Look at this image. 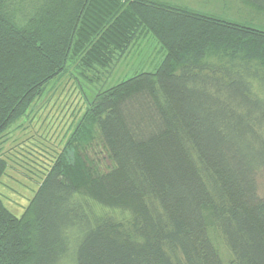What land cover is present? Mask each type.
<instances>
[{"label":"trees","instance_id":"obj_1","mask_svg":"<svg viewBox=\"0 0 264 264\" xmlns=\"http://www.w3.org/2000/svg\"><path fill=\"white\" fill-rule=\"evenodd\" d=\"M239 1L264 24V0ZM147 35L161 62L84 92L24 212L0 194V264H264V27L164 0H0V139Z\"/></svg>","mask_w":264,"mask_h":264},{"label":"rangeland","instance_id":"obj_2","mask_svg":"<svg viewBox=\"0 0 264 264\" xmlns=\"http://www.w3.org/2000/svg\"><path fill=\"white\" fill-rule=\"evenodd\" d=\"M164 1L200 11H216L222 18L264 27L263 22L257 23L252 19L251 7L242 8L239 0H227L225 4L217 5V9L209 6L207 0ZM217 1L213 0L214 3ZM164 54L151 35L143 36L112 68L104 85L98 83L87 86L78 79L67 80V77H63L48 86L47 92L33 105L31 113L19 119L0 139V155L9 164L0 184V194L15 214L20 216L24 212L44 171L50 166L53 154L61 150L68 127L84 110V92L91 97L99 89L131 77L138 71L154 70ZM91 155L94 156L93 152ZM103 162V167L109 163ZM259 184L261 193H264L263 178H259ZM224 252L227 255V251Z\"/></svg>","mask_w":264,"mask_h":264},{"label":"crops","instance_id":"obj_3","mask_svg":"<svg viewBox=\"0 0 264 264\" xmlns=\"http://www.w3.org/2000/svg\"><path fill=\"white\" fill-rule=\"evenodd\" d=\"M225 1H227V0H225ZM207 3H208V5L209 6H211L212 8H215V6L217 5V4H220V3H223V0H218L217 2H213V0H207ZM240 5L242 6V8H244V6L242 5V3H240Z\"/></svg>","mask_w":264,"mask_h":264}]
</instances>
